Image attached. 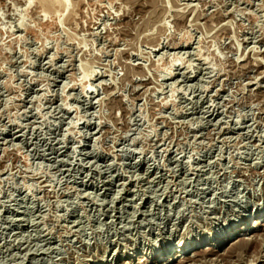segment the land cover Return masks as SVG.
Segmentation results:
<instances>
[{
    "label": "rangeland",
    "instance_id": "rangeland-1",
    "mask_svg": "<svg viewBox=\"0 0 264 264\" xmlns=\"http://www.w3.org/2000/svg\"><path fill=\"white\" fill-rule=\"evenodd\" d=\"M50 1L0 0V264H179L264 214V0Z\"/></svg>",
    "mask_w": 264,
    "mask_h": 264
},
{
    "label": "bare ground",
    "instance_id": "bare-ground-1",
    "mask_svg": "<svg viewBox=\"0 0 264 264\" xmlns=\"http://www.w3.org/2000/svg\"><path fill=\"white\" fill-rule=\"evenodd\" d=\"M48 1H50V0H48ZM48 1L47 0H40L41 3L48 2ZM50 2H53V4L55 6L58 3L59 5H61L63 7L62 8L63 10L67 9L68 3H69L68 0H51ZM28 3H31L30 0ZM59 5H58V7H59ZM48 6H50V5H47V6L44 5L45 8H48ZM48 10L49 9H47L46 11H48ZM229 229H230V231L226 232L225 236L218 243L215 242L214 244H211V246H207V244H206V246L198 248L196 250L190 249L192 247L190 246V242L188 241V239H186L185 241L180 243L179 246L177 247V248H181L180 253H182L184 251L183 255L181 254L179 257H177L173 261H178L179 264H190V263L191 264H197V263H199V264H220V262H222V261H224L226 263L229 262L232 264H246L244 262L243 255H247L246 253H250L252 251V249H256L254 247L260 246L262 244L260 242L261 239L258 238V234H256V233L258 231H262V232L264 231V214L257 215L255 218H253L249 221H246L242 225H231L229 227ZM233 236H235V237H233ZM262 236L264 237V234ZM262 241H263V239H262ZM204 243H205V240L200 241V244H204ZM223 245L227 246L226 251L222 254L220 253V255H217V258H211L212 256L216 255L217 249L221 248ZM188 248L191 250L190 253L194 252V256L192 258H187L185 256L188 253L185 250ZM165 255L166 254L158 257L159 259L162 258L163 262L161 264H169L170 259H166L167 263H164L165 258H166ZM177 255H178V252L176 251L174 253V256H177ZM259 256H260V253H259ZM148 259L149 258L147 256L141 257L138 259V263L144 264L145 262L148 261ZM232 260L234 262H232ZM124 263L125 264H131V261L128 263L127 262H124Z\"/></svg>",
    "mask_w": 264,
    "mask_h": 264
}]
</instances>
